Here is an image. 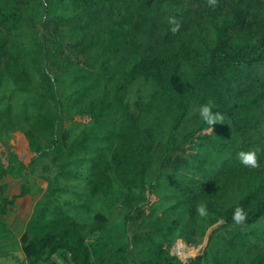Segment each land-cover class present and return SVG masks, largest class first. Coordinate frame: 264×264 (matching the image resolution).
I'll use <instances>...</instances> for the list:
<instances>
[{
	"label": "trees",
	"instance_id": "trees-1",
	"mask_svg": "<svg viewBox=\"0 0 264 264\" xmlns=\"http://www.w3.org/2000/svg\"><path fill=\"white\" fill-rule=\"evenodd\" d=\"M27 1L0 0V92L12 84L28 96L32 115L21 118L32 161L49 158L58 170L21 236L27 262L59 252L70 264L104 259L108 244L91 248L87 239L109 217L88 204V215L72 213L60 196L69 187L59 177L78 179L86 168L98 201L110 195L130 210L147 192L172 201L141 222L125 264H174L167 250L176 238L201 241L220 221L189 264H264V0H189L193 9L186 0H72L74 9L60 12L62 0H41L35 13ZM138 81L150 90L132 110ZM204 104L222 121L208 124ZM78 116L89 121L70 139L66 123ZM19 125L0 111V129ZM250 150L256 167L239 158ZM12 157L7 167L0 159V222L33 193L26 182L14 195L1 183L27 167ZM237 207L246 213L240 223Z\"/></svg>",
	"mask_w": 264,
	"mask_h": 264
},
{
	"label": "rangeland",
	"instance_id": "rangeland-1",
	"mask_svg": "<svg viewBox=\"0 0 264 264\" xmlns=\"http://www.w3.org/2000/svg\"><path fill=\"white\" fill-rule=\"evenodd\" d=\"M4 5L11 7L14 0H2ZM57 1V0H56ZM59 1V0H58ZM63 2L55 4L58 12L62 10L72 11L74 3L72 0H62ZM24 6L29 12L35 13L40 10L41 0H28ZM194 3L186 0L183 7L193 9ZM181 10V8H179ZM150 90V86L138 81L131 87V107L136 109L135 99L137 94H146ZM27 108V109H26ZM7 109L12 111V114L20 119L19 127H2L0 129V159L7 167L10 160L13 158L12 154H16L19 159L27 166L24 173L19 177H13L7 174L1 183H10L9 192L14 195L20 192L22 182H26L33 193H29L26 206L31 209V203L42 201L45 194L48 192L49 179L48 177H55L58 173L57 168L52 164L49 158L37 159L32 161L36 155L30 146L25 128L29 127L28 121L21 117L31 114L32 102L26 94L19 92L14 85L6 84L2 87L0 92V111L6 112ZM87 116H78L75 123L67 122L66 127L70 131V139L75 137L77 133L83 128V125L88 123ZM100 144V143H99ZM101 142L100 145H104ZM89 174L86 168L81 173V178L70 179L66 176H60L58 184L67 185L69 188L60 194L63 201H69L70 205L67 209L80 216L87 214L85 205H89L92 211H101L109 217V223L106 228H103L87 239V244L91 248H101L104 243L108 244L107 252L104 259L99 264H125L128 259L129 240L134 233L139 229L141 222L153 211L158 215L162 214L164 209L172 202L169 200H160V196L156 193L147 192V201L140 204L134 209H129L121 205L117 200H114L109 195L107 201H98L89 193L88 185ZM122 195V192H121ZM15 204V202H14ZM12 204V205H14ZM17 206V205H16ZM17 220L16 232L23 230L24 224L28 219V215L20 217L15 215ZM223 221L213 225L207 232L203 240L193 242L185 237H178L173 244L168 248L167 253L172 256L174 264H189L191 259L204 252L210 234L217 229ZM7 228V227H6ZM6 230V229H5ZM10 236V235H6ZM6 241L7 246L14 244L13 237ZM182 248H179V246ZM9 248V246H8ZM28 263V262H27ZM45 264H70L68 256L61 253L60 256H52ZM29 264V263H28ZM91 264H95L92 262Z\"/></svg>",
	"mask_w": 264,
	"mask_h": 264
},
{
	"label": "crops",
	"instance_id": "crops-1",
	"mask_svg": "<svg viewBox=\"0 0 264 264\" xmlns=\"http://www.w3.org/2000/svg\"><path fill=\"white\" fill-rule=\"evenodd\" d=\"M30 194L20 196L16 199L14 205H10L6 214L1 215L0 222V264H28L26 260V254L22 250L21 247V236L26 230V226L34 212L35 206L37 204V200L34 203H31V209L25 205L27 197ZM17 205V206H16ZM17 216H26L28 215V219L26 220L23 230L19 233L16 232L17 226ZM7 227V228H6ZM6 229V230H5ZM6 235H10L9 238L13 236L15 240L14 244H10L7 246L9 238ZM62 252L57 253L55 256H60Z\"/></svg>",
	"mask_w": 264,
	"mask_h": 264
},
{
	"label": "clouds",
	"instance_id": "clouds-1",
	"mask_svg": "<svg viewBox=\"0 0 264 264\" xmlns=\"http://www.w3.org/2000/svg\"><path fill=\"white\" fill-rule=\"evenodd\" d=\"M212 2V0H210ZM173 27L172 31L175 32L179 28V24L175 21V18H171L169 21ZM200 115L207 121L208 124L213 125L216 121H222L221 115L212 111L210 104H204L199 108ZM241 162L251 167L257 166V153L255 151H241L239 153ZM197 212L201 217H207L209 210L205 202H201L197 205ZM246 213L241 207H237L233 214V219L240 223L245 219Z\"/></svg>",
	"mask_w": 264,
	"mask_h": 264
},
{
	"label": "bare ground",
	"instance_id": "bare-ground-1",
	"mask_svg": "<svg viewBox=\"0 0 264 264\" xmlns=\"http://www.w3.org/2000/svg\"><path fill=\"white\" fill-rule=\"evenodd\" d=\"M179 248H182V246L180 245Z\"/></svg>",
	"mask_w": 264,
	"mask_h": 264
},
{
	"label": "water",
	"instance_id": "water-1",
	"mask_svg": "<svg viewBox=\"0 0 264 264\" xmlns=\"http://www.w3.org/2000/svg\"><path fill=\"white\" fill-rule=\"evenodd\" d=\"M42 264H45V263H42Z\"/></svg>",
	"mask_w": 264,
	"mask_h": 264
}]
</instances>
